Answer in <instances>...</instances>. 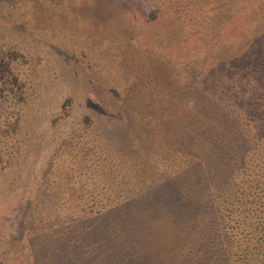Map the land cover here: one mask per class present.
I'll return each instance as SVG.
<instances>
[{
	"label": "trees",
	"instance_id": "1",
	"mask_svg": "<svg viewBox=\"0 0 264 264\" xmlns=\"http://www.w3.org/2000/svg\"><path fill=\"white\" fill-rule=\"evenodd\" d=\"M24 1L0 2L3 187L47 160L0 264H264V0Z\"/></svg>",
	"mask_w": 264,
	"mask_h": 264
},
{
	"label": "rangeland",
	"instance_id": "2",
	"mask_svg": "<svg viewBox=\"0 0 264 264\" xmlns=\"http://www.w3.org/2000/svg\"><path fill=\"white\" fill-rule=\"evenodd\" d=\"M3 1V5H5L7 3V1L9 0H2ZM21 3H25L24 0H20ZM67 1L69 0H48V3H58L61 4L62 8L66 5ZM1 2V0H0ZM96 2V4H98L97 2H100V0H92V3ZM6 7V6H5ZM24 7L26 8V10H28V8L26 7V5H24ZM0 12H5V10L0 6ZM21 12H23V8L21 10ZM29 12V10H28ZM90 12H93L92 10H90ZM96 12H99L98 9L96 10ZM94 13V12H93ZM43 26V24H41ZM38 25L39 28L42 29V26ZM63 67V70L66 72V61L63 62H59ZM64 79L66 80V74L64 76ZM57 85L55 84H51L49 86L46 87V89L48 90H53L55 89ZM45 145L47 146L48 143L44 142V144H42V146ZM45 149V148H44ZM43 149V151H44ZM47 160L46 154L44 152H42L41 155H34L31 154L29 156V158L26 160H24L20 166V172L21 175L20 177H17V179H15L13 182V189L11 190H7L5 189L6 187H3L4 183L3 181H6L5 178H3L2 174H0V233L2 232V225L4 222H15L16 221V216L19 213V209L24 206V201H22L19 198V195H22V191L24 190V185L27 182V176L30 175L29 177L32 178L33 182L32 185L37 184L39 185L36 181H38V175L42 172V170L44 169V164ZM43 164V165H42ZM37 177V178H36ZM13 180V179H10ZM26 189V188H25ZM89 202H87L86 204H89V206L94 207L95 202H93L92 199L88 200ZM29 207V206H27Z\"/></svg>",
	"mask_w": 264,
	"mask_h": 264
}]
</instances>
